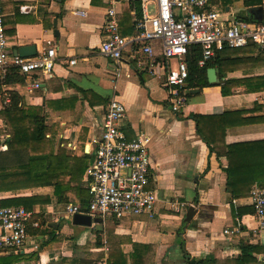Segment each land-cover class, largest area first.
I'll return each instance as SVG.
<instances>
[{
    "label": "crops",
    "instance_id": "obj_1",
    "mask_svg": "<svg viewBox=\"0 0 264 264\" xmlns=\"http://www.w3.org/2000/svg\"><path fill=\"white\" fill-rule=\"evenodd\" d=\"M245 1L224 6L221 0H210L224 17L252 21L249 11L263 7L264 0L253 7ZM137 2L2 0L9 55L32 46L38 54L55 45L59 61L51 77L35 73L24 77L21 85H3L0 111L11 106L12 93L22 99L19 107L24 102L43 109L44 124L54 129V153L64 148L66 157L81 160L77 174L82 168L84 174L79 185L87 190L86 171L103 132L105 108L117 98L127 108V117L119 123L127 138L141 134L150 138L151 187L157 203L151 215L107 218L90 226L74 224L66 205L81 203L59 202L53 182L44 184L29 177L21 181L16 166L25 164L29 153L9 149L10 133L0 118V205L23 206L40 222L39 228H30L26 249L0 252V264H132L136 244L156 247L155 264H187L185 252L196 260L208 255L224 260L241 255L244 244L264 246V230L253 232L257 224L249 212L253 186L264 183L262 55L252 44L218 52L207 68L216 69L218 80L210 83L206 73L209 85L192 89L176 114L162 79L133 65L134 48L127 49L120 62L100 51L107 8L115 3L120 33L132 36L137 32L136 19L143 14V0L140 9ZM155 46L159 52L160 44ZM73 59L74 65L63 63ZM35 80L42 87L30 91L28 85ZM227 114L236 124L223 130L221 123L215 146H209L193 116ZM245 120L247 124H239ZM244 143L254 145L249 157L259 165L249 167L250 160L238 149L229 154L230 145ZM228 178L234 186H229ZM234 189L248 191L250 196L236 198ZM244 208L249 210L239 211ZM256 256L258 260L249 264H264V254Z\"/></svg>",
    "mask_w": 264,
    "mask_h": 264
},
{
    "label": "built area",
    "instance_id": "obj_2",
    "mask_svg": "<svg viewBox=\"0 0 264 264\" xmlns=\"http://www.w3.org/2000/svg\"><path fill=\"white\" fill-rule=\"evenodd\" d=\"M142 13L136 19V34L123 36L112 3L105 14L100 51L106 58L120 62L127 49L134 48L133 65L140 72L162 79L176 114L186 104L188 58L195 46L201 49L197 64L200 68L225 48L237 49L249 44L257 46L264 59V17L262 22L230 20L210 0H143ZM4 18L0 0V80L11 68L18 69L25 78L35 73L51 77L59 61L57 46L46 47L33 57L10 56ZM155 43L160 44L159 52ZM173 59L177 60L176 67L171 66ZM66 62L74 65L76 60L63 61ZM41 87L39 80L28 85L30 91ZM126 117L125 104L112 98L106 105L103 132L95 141L93 158L86 171L89 205L83 208L68 203L69 215L87 214L94 223H104L107 218L119 220L154 212L157 196L151 187L150 138L141 134L129 140L119 127ZM251 200V216L257 224L252 230L259 233L264 230V183L253 186ZM39 227L34 212L23 206L0 205V252L24 251L31 241L30 228Z\"/></svg>",
    "mask_w": 264,
    "mask_h": 264
},
{
    "label": "trees",
    "instance_id": "obj_3",
    "mask_svg": "<svg viewBox=\"0 0 264 264\" xmlns=\"http://www.w3.org/2000/svg\"><path fill=\"white\" fill-rule=\"evenodd\" d=\"M232 2H234V0H221L224 6ZM245 4L253 7L263 5V2L262 0H246ZM137 5L138 9H140L141 0H138ZM141 16L140 14V17ZM125 34H127V32H125ZM200 57L201 49L195 46L188 58L189 77L187 79L186 88L189 89V92L186 94L187 98L191 96L192 89L197 87L203 88L209 85L206 77L207 68L213 64V60L216 56L203 68L197 65ZM13 83L19 85L24 83V76L19 73L16 68H11L6 77L0 80V93H2L3 85H11ZM11 95L13 99L12 104L5 110L0 111V118L4 121L10 133L11 141L9 143V149H26L29 153L28 161L25 164L16 166L20 172L19 178L21 181L31 178L35 182H43L44 184L46 182H53V184H55L54 194L57 196L59 202H79L83 208H86L89 205L90 196L88 191L82 189L79 185L84 174V168H82L83 170L80 175L77 174L79 168L82 167L81 160L76 157H66L64 148H60L58 153H54V129L48 128L44 124L43 109L28 106L24 102L22 106L19 107V102L22 99L16 93H12ZM193 117L197 121L198 133L206 140L209 146H215L217 136H215V132L219 129L221 123L223 124V130H226L228 126L236 124L230 122L232 117L231 114L222 116L195 115ZM246 122L248 121L245 120L239 122V124H247ZM47 134L51 135L50 138H47ZM228 148L229 154L233 149L240 150L243 158L247 161L250 160L248 161L249 167L259 165L249 157V153L255 150L252 143L230 145ZM228 158V170L231 171L233 163L230 157ZM260 166L264 168L263 160ZM230 181L231 180L228 182L229 186H234ZM232 192L236 198L250 196L248 191L241 192L234 189ZM246 210L249 209L244 208L239 211L245 212ZM236 211L237 210H234L235 214ZM249 212L252 213L253 208ZM179 244L183 247V241H179ZM134 246L136 250L130 255L132 264H155V246L138 244ZM241 250L242 253L238 257L224 260H218L213 255H208L204 259L196 260L190 257L186 252L185 258L187 264H249L258 260L256 254H264V246L244 244Z\"/></svg>",
    "mask_w": 264,
    "mask_h": 264
},
{
    "label": "water",
    "instance_id": "obj_4",
    "mask_svg": "<svg viewBox=\"0 0 264 264\" xmlns=\"http://www.w3.org/2000/svg\"><path fill=\"white\" fill-rule=\"evenodd\" d=\"M251 15V20L254 22H262L264 17V8L258 7L254 10L249 11ZM17 55L20 57H33L37 55V51L34 46L24 47L17 51ZM208 80L210 83H215L218 79L217 71L215 68H210L207 71ZM194 92V90H192ZM73 222L77 225L90 226L93 223V219L90 215L77 213L73 216Z\"/></svg>",
    "mask_w": 264,
    "mask_h": 264
},
{
    "label": "rangeland",
    "instance_id": "obj_5",
    "mask_svg": "<svg viewBox=\"0 0 264 264\" xmlns=\"http://www.w3.org/2000/svg\"><path fill=\"white\" fill-rule=\"evenodd\" d=\"M176 65H177V60L173 59V60L171 61V66H172V67H176Z\"/></svg>",
    "mask_w": 264,
    "mask_h": 264
}]
</instances>
